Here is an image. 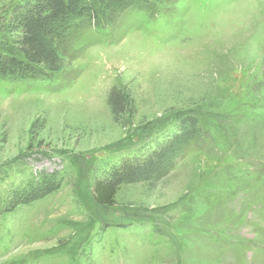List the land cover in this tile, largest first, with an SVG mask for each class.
I'll return each mask as SVG.
<instances>
[{
	"label": "rangeland",
	"instance_id": "obj_1",
	"mask_svg": "<svg viewBox=\"0 0 264 264\" xmlns=\"http://www.w3.org/2000/svg\"><path fill=\"white\" fill-rule=\"evenodd\" d=\"M20 1L0 0V14ZM146 10L84 31L59 73L0 78V193L42 177L54 187L0 214V264H264V0ZM113 86L134 100L127 127L111 118ZM187 107L204 108L202 132L166 179L95 205L94 173Z\"/></svg>",
	"mask_w": 264,
	"mask_h": 264
},
{
	"label": "trees",
	"instance_id": "obj_2",
	"mask_svg": "<svg viewBox=\"0 0 264 264\" xmlns=\"http://www.w3.org/2000/svg\"><path fill=\"white\" fill-rule=\"evenodd\" d=\"M149 3L151 0H21L0 14V78L14 82L61 72L69 66V49L80 34L110 25L124 13L142 12ZM106 102L113 121L127 127L134 110L130 93L113 86ZM203 109L181 108L170 132L152 139L139 154L118 159L94 173L90 183L94 204L114 208L121 188L127 186L140 184L146 194L155 190L199 139L204 117L198 113ZM53 189L52 180L45 177L29 180L27 185H9L0 193V214L45 197Z\"/></svg>",
	"mask_w": 264,
	"mask_h": 264
}]
</instances>
